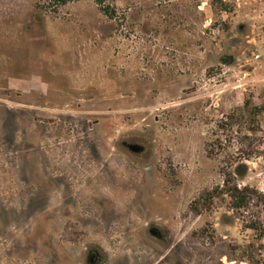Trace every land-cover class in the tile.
I'll list each match as a JSON object with an SVG mask.
<instances>
[{
  "label": "rangeland",
  "instance_id": "obj_1",
  "mask_svg": "<svg viewBox=\"0 0 264 264\" xmlns=\"http://www.w3.org/2000/svg\"><path fill=\"white\" fill-rule=\"evenodd\" d=\"M56 4L0 0V264H264L263 210L200 200L264 194V0Z\"/></svg>",
  "mask_w": 264,
  "mask_h": 264
},
{
  "label": "trees",
  "instance_id": "obj_2",
  "mask_svg": "<svg viewBox=\"0 0 264 264\" xmlns=\"http://www.w3.org/2000/svg\"><path fill=\"white\" fill-rule=\"evenodd\" d=\"M56 8L67 5L71 0H55ZM105 13L108 16H112V12L106 9ZM229 60H226L224 63H228ZM239 112L243 114L245 118L248 119V130L251 132H257L259 129L258 126V117L264 114V105H255L252 100H247L242 108L238 109ZM227 125H231V120L233 115L227 116ZM248 167L246 164H240L235 168V171L226 173V179L224 180L223 187L210 190L205 192L201 196L200 200H203V206L206 207L208 203H211L218 193L222 196H227L230 199V205L233 209L243 212H249L253 208H261L264 212V194L260 193L255 188L250 186L240 187L237 184H234L235 176L243 177L247 174ZM195 201L191 206V210L199 214L201 211L202 205H198L201 201ZM246 227L252 230L259 241L264 240V220L261 215H257L254 218H251L247 221Z\"/></svg>",
  "mask_w": 264,
  "mask_h": 264
},
{
  "label": "flooded vegetation",
  "instance_id": "obj_3",
  "mask_svg": "<svg viewBox=\"0 0 264 264\" xmlns=\"http://www.w3.org/2000/svg\"><path fill=\"white\" fill-rule=\"evenodd\" d=\"M131 144H136V145L140 146V148H141V150L139 152L134 153L135 155L140 156V155H143L145 153L146 147L143 144H141V143H129V142H124L123 143V145L129 151H131L130 148H129V145H131ZM150 232H151V234L154 237L159 238L160 240L163 239V234L158 228L153 227V228L150 229ZM86 258H87L88 264H99L102 261V259H103L101 254L97 250H93V249H89L88 250Z\"/></svg>",
  "mask_w": 264,
  "mask_h": 264
},
{
  "label": "water",
  "instance_id": "obj_4",
  "mask_svg": "<svg viewBox=\"0 0 264 264\" xmlns=\"http://www.w3.org/2000/svg\"><path fill=\"white\" fill-rule=\"evenodd\" d=\"M129 148H130L131 152H133V153H137L141 150L140 146H138L136 144L129 145Z\"/></svg>",
  "mask_w": 264,
  "mask_h": 264
}]
</instances>
